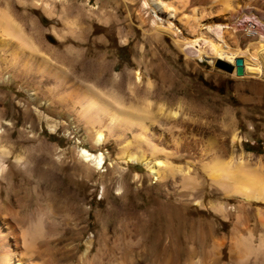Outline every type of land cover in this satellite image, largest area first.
I'll use <instances>...</instances> for the list:
<instances>
[{"label": "rangeland", "instance_id": "rangeland-1", "mask_svg": "<svg viewBox=\"0 0 264 264\" xmlns=\"http://www.w3.org/2000/svg\"><path fill=\"white\" fill-rule=\"evenodd\" d=\"M145 1L0 0V13L8 14L12 21H15L22 35H25L23 38L27 37L26 40L30 43L33 41L32 47L35 50L30 53L31 51L25 48H17L14 41L7 36L5 38L0 29V78L3 75L9 76V81H0V126L6 128L7 124H13L16 131L11 139L13 142L20 141L17 138L19 130L31 125L40 134L39 141L49 148L71 147L75 141L85 138L86 130L90 129L78 116L80 107L74 104L84 98L87 88H93L101 94L112 91L121 97L125 104L141 105L149 101L153 111L158 105L167 110L177 109L181 114L177 119L178 127L186 132L190 129L197 144L187 143V148V144L182 141L177 155L170 153L166 156L170 164L189 169L194 179L193 187L195 186V191L203 197L206 210L197 214L188 213V222L183 224L186 238L183 234L180 235V241L176 242H180L178 248L175 243L171 246V251L175 248L179 250L180 264H183L186 247L191 245L188 242L199 249L203 241L200 232L202 229L208 231L210 227L214 229L216 238L225 240L226 247L220 250V264H226L229 261L227 246L234 242V231L243 238L247 231L251 232L254 242L264 236V226L261 225L264 220V202L251 198L243 200L244 197H251V191L245 188H234L227 197H221L219 194L223 190L212 182L207 165L211 161L212 151H218L220 164H234L237 159L242 158L246 171H254L257 177L264 180V76L236 77L234 73L227 74L216 69L215 64L211 65L206 58L199 60L193 48L180 51L166 35L160 37V44L157 45L148 36L150 21L154 19L166 25L168 20L164 14H155L152 9L144 8ZM158 1L167 8L175 9L178 18L187 20V26L184 27L172 21L173 30L177 32L179 40L190 39L189 34L197 31L195 21L201 20L202 24L207 23L210 28L207 29L206 25L202 27L200 33L206 40L198 41L195 48L202 50L208 57H213L211 45L207 40L216 44L220 39L231 50H247L250 53L255 51V60L259 62V69L264 74V63L261 62V57L257 56V42L260 35L264 37V0H230V9H233L235 15L231 16L232 18L224 12L221 0ZM226 16L230 18L226 20L230 21L234 28L237 21V24H240L246 19L245 16L253 17L259 24L256 35L259 31L260 35L248 37L239 26L238 30L229 31L231 34H222L218 25L225 23ZM242 55L246 57L244 53ZM42 58L48 59L50 65L44 64ZM61 68L67 73L66 77L60 73L52 76ZM136 71L143 73L145 80L149 79L150 91L146 90L145 80L139 86L134 85L133 74ZM60 76L71 83L60 85L56 82ZM71 77L78 81H72ZM28 93H34L36 100L30 98ZM35 108L48 119L64 123V128L69 132L77 129L75 138L74 134L64 135L60 129L51 133L43 122L38 121L34 113ZM102 122L105 123L104 119ZM95 128L98 126L95 125ZM128 138L130 139L129 136ZM159 145L165 153L173 152L171 147ZM79 146L91 150L88 143H80ZM123 146L110 140L102 149V152L110 155V160H106L104 168L99 171L104 174V181L108 185L112 175L109 169L111 161L117 156L124 157L126 154L136 153L132 146ZM210 148L213 149L211 152ZM40 167L32 171L28 184H22L18 191L29 196L33 187L38 184L40 190L57 196L58 199L55 198L53 202L56 203L55 206H62V209L56 206L61 212L56 216L58 219L55 218L60 221L63 219V213L73 207L70 197L74 191L69 187L67 191L62 189L65 173L54 167ZM12 173L11 176L15 177L16 173ZM122 175V187L130 193L131 206L143 203L140 208H144L153 202L151 197L155 194L164 193L165 190H181L180 186L173 190L169 183H166L169 187L164 186L165 182L163 185V182L150 176L139 164L129 165ZM15 178H18L17 175ZM113 188L110 186V192L115 196ZM100 192L101 189L93 182L86 183V204L79 202L77 208L71 209V213L79 217V211L86 207L91 216L87 224L78 223L77 231L72 227L64 230L67 243L77 245L88 235H92L96 227L95 212L107 205L105 201L100 200ZM147 193L153 196L148 198ZM26 199L27 207L32 208L36 200L32 195ZM44 200V197L38 199L40 205H44ZM210 201L227 203L232 210L228 222L222 221L208 210ZM62 202L66 203V207ZM193 209L195 207L190 206L187 210ZM189 222L194 225L192 229L189 228ZM151 236L148 237V253L144 260H135L137 264L150 263L152 260L155 247L152 243L154 237ZM205 242L208 246L210 240L206 239ZM81 250L80 246L78 254ZM199 256L200 253L196 254L193 261L196 262ZM263 256L260 255L259 264H264Z\"/></svg>", "mask_w": 264, "mask_h": 264}, {"label": "bare ground", "instance_id": "bare-ground-1", "mask_svg": "<svg viewBox=\"0 0 264 264\" xmlns=\"http://www.w3.org/2000/svg\"><path fill=\"white\" fill-rule=\"evenodd\" d=\"M148 1L143 2L144 8L152 9L155 14L157 12L164 14L168 20L166 25L154 19L150 21L148 36L157 45L160 44V37L166 35L180 51L193 48L199 60L206 58L211 65L222 61L234 66L235 60L241 58L243 60V75L264 76L259 69V62L255 60L257 59L255 58L256 54H254L255 51L250 53L247 50L244 52L236 49L231 50L220 39L219 43L216 44L207 40L213 51V57H208L202 50L195 48L198 41L206 40L200 31L205 25L207 29L210 28L207 23L202 24L201 20H194L197 33H190V39L181 41L178 39L177 32L173 30L172 21L184 27L187 26V20L183 21L178 18L175 9L167 8L158 0ZM221 2L224 6V12L228 13L230 17L235 16L233 9H230V0H221ZM245 17L247 20H242L240 24H237V21L236 27L239 26L242 30L246 29L243 23L248 20H254L257 23L253 17ZM226 19L230 18L226 16L225 23L218 25L222 34H231L229 31L239 29L238 27L234 28V25ZM12 20L8 14L0 13V29L5 38L7 36L13 40L19 49L25 48L31 51L30 53L35 52L32 47L33 41L30 43L26 40L27 37L24 39L23 36L25 35H22L20 27ZM257 25L259 24L257 23ZM257 32L256 29L253 35H256ZM253 35L250 36L258 37L260 31L258 35ZM247 36L249 35L247 34ZM257 45L259 51L257 56L259 55L262 60L260 57L259 59L264 63L263 36L260 35ZM243 53L246 57L242 55ZM47 60L42 58L44 64L50 65L49 60ZM58 73L63 76L67 74L61 68L60 70L57 69L52 76H57ZM61 76L59 79L56 78L58 80L56 82H59L60 85L71 83L70 80L61 78ZM144 77L143 73L136 71L133 74L134 85L139 86L142 81L144 82ZM71 78L72 81H78L73 77ZM0 81H9V76L3 75ZM145 81H147L146 90L150 91L149 79L146 78ZM28 95L36 100L34 93H28ZM74 104L80 107L78 116L88 124L90 129L86 130L85 138L75 141L74 145L65 149L58 146L49 148L48 145L40 142V134L31 125L23 127L17 132L19 142L11 140L16 133L13 124H7L6 128L0 126V264H137L135 260H144L148 253V237L150 235L154 237L153 242H151L155 247V252L150 263L142 262V264H180L179 250L175 248L171 251V246L178 240L180 241V235L185 234L183 224L188 222V213L197 214L206 210L203 197L195 191V186L193 187L194 179L189 173V169H183L179 165H173V163L170 164L171 162L169 161V163L167 159L170 153L175 155L179 153V144L182 141L186 144L195 143L194 135L191 134L190 129H188V133L177 125V119L181 117V114L177 109L167 110L162 105H158L153 111L149 101H145L141 105L125 104L116 93L109 91L101 94L93 88H87L84 98L75 101ZM34 113L38 121L43 122L51 133L60 129L64 135L71 136L74 134L73 138H75L77 129H72L69 132L66 130L67 128H64V123L48 119L36 108ZM103 119L104 124H102ZM95 125L98 128H95ZM110 140H114L119 146H132L136 153L126 154L124 157L117 156L111 161L109 169L112 175L108 185L104 181V174L99 171L104 168L106 160H110L109 153L102 152L103 147ZM25 142H30V144H25ZM80 143L90 144L91 150L79 146ZM159 144L171 147L173 152L165 153ZM188 146L187 144V148ZM212 150L210 148V152ZM166 154L168 155L166 156ZM211 155V161L207 165L208 175L214 185L223 190L219 194L221 197H227L234 188H245L251 191V197L248 196L249 198H247L243 195V200L251 198L264 202V180L257 177L253 173L254 171L247 172L242 158L237 159L236 163L234 161V164H230L231 162L220 164L218 151H212ZM134 164L144 167L150 176L155 177L161 183L163 182V185L165 182L164 186L169 183L168 185L172 186L173 190L180 186V192L165 190L164 193L154 196L147 193V197L153 196L151 197L153 202L150 205L140 208L143 203L138 204L137 200L139 199L135 201L137 203L135 206L129 205L130 193L124 191L125 188L122 187V173L129 165ZM42 166L43 168L54 167L65 173V183L63 184L66 186L62 185V189L67 191L71 188L74 191L70 197L73 205L71 209L77 208L79 202H82L83 205L86 204L85 187L87 182H93L96 187L101 189L100 200L105 201L107 205L95 212L96 227H94L92 235H88L83 241L80 239L82 241L80 244L67 243L64 230L72 227L77 231L78 223L87 224L91 216L89 209L83 207L79 211L80 216L77 217L68 208L67 213L62 212L64 214L63 219L57 221L56 216L61 212L56 207L60 204L55 206L56 203L53 202L57 196L50 195L46 190H40L36 184L31 193L36 203L29 209L26 198L31 195L27 196L18 191L22 184H28L32 171L39 167L42 168ZM12 172L16 173L18 178H15L16 175L12 177ZM2 184L4 185L2 186ZM110 186L114 187L115 196H112ZM41 197L46 200L44 205H40L38 201ZM173 202L177 203L174 204ZM62 204L66 207L65 202ZM190 206H194L195 209L187 210ZM59 207L62 209V206ZM208 210L224 222L229 221L232 212L227 203L219 204L211 201ZM261 225L264 226V220H262ZM193 226L192 222H189V228L192 229ZM200 233L203 236V241L199 249L188 242L191 245L186 247L187 251H185L183 264H220L222 261L220 250L226 247L225 240L216 238L214 229L210 227L208 231L202 229ZM184 237L186 238L185 235ZM206 239L210 240L208 246L205 244ZM62 241L65 243L63 244ZM179 244L180 242L176 243V246ZM80 246L82 250L78 254ZM227 250L229 261L226 264H259L260 255H264V236H260L254 242L251 232L247 231L243 238L234 231V242L227 246ZM93 251L94 254H92ZM197 251L200 256L195 262L193 260L196 258V254H199Z\"/></svg>", "mask_w": 264, "mask_h": 264}, {"label": "water", "instance_id": "water-1", "mask_svg": "<svg viewBox=\"0 0 264 264\" xmlns=\"http://www.w3.org/2000/svg\"><path fill=\"white\" fill-rule=\"evenodd\" d=\"M214 67L227 74H231L232 72H234L236 77H242L244 73L243 60L241 58H238L235 60L234 66L227 64L225 62H222V61H218Z\"/></svg>", "mask_w": 264, "mask_h": 264}, {"label": "built area", "instance_id": "built-area-1", "mask_svg": "<svg viewBox=\"0 0 264 264\" xmlns=\"http://www.w3.org/2000/svg\"><path fill=\"white\" fill-rule=\"evenodd\" d=\"M243 25L246 26V29L243 30V33H247L249 35L248 37H252L250 35L255 33L258 26L254 20H248L247 22H244Z\"/></svg>", "mask_w": 264, "mask_h": 264}]
</instances>
